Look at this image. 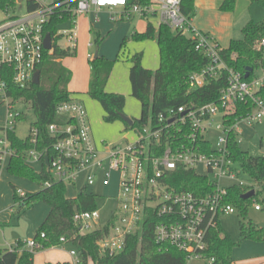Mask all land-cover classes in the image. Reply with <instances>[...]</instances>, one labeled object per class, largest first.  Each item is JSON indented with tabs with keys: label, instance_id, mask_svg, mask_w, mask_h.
<instances>
[{
	"label": "built area",
	"instance_id": "1",
	"mask_svg": "<svg viewBox=\"0 0 264 264\" xmlns=\"http://www.w3.org/2000/svg\"><path fill=\"white\" fill-rule=\"evenodd\" d=\"M27 0H23L21 3ZM40 7L26 16L18 17L6 10L7 18L0 23V66L14 69V84L27 88L33 83L44 55L43 25L56 9L68 6L74 15L85 14L92 8L96 10L120 9L126 19L139 16L143 19H158L159 25H165L174 32L190 37L196 50L203 53L209 64L201 72L189 77L192 89L204 87L226 74V86L220 91V99L204 105H185L162 115L157 123L150 121L142 132L136 133L134 142L110 145L106 142L99 147L92 135L89 116L84 104L71 99L57 107L59 117L65 122L53 123L48 133L54 138L52 146L42 149L40 131L30 126L28 139L32 148L25 154L29 165L42 171L46 168L53 175L44 187H50L55 181L75 185L80 175L90 170L84 188L109 186L111 175L120 174L116 207L109 219V232L97 242L102 253L114 256L123 252L128 237L142 230L147 220L158 219L156 241L170 244L191 258L207 260L214 264V258H206L207 235L217 229L224 216L238 212L227 203L229 189L238 185L251 187L246 182L241 165L234 159L230 145L232 137L241 142V124L250 126L264 121V101L257 96L264 78L248 82L243 75L229 68L222 47L214 37L193 27V19L185 15L183 0H34ZM71 1L77 5L70 8ZM20 4L17 0V5ZM67 38L70 47L76 48L75 29L60 30ZM264 48V39L260 42ZM7 84L0 74V103L7 104L6 122L0 126V166L9 163L16 150L8 138V133L16 131L21 111L12 104ZM239 105H251L252 111L245 117L230 123V115ZM219 134L216 142L212 135ZM37 166H39L37 168ZM194 171L198 176L210 179L212 192L199 196L191 192H178L168 182L169 176L178 169ZM226 179L235 182L230 187H221L220 181ZM68 187V186H67ZM21 195L25 192L19 191ZM255 210L262 211L261 204L255 203ZM100 220L99 211H76L74 222L81 234L96 229ZM45 238V235L42 234ZM66 242L64 238L61 239ZM31 250L43 248L35 239L25 242ZM11 247L13 250L17 248ZM77 257V251H71ZM76 262V260L74 261Z\"/></svg>",
	"mask_w": 264,
	"mask_h": 264
},
{
	"label": "trees",
	"instance_id": "2",
	"mask_svg": "<svg viewBox=\"0 0 264 264\" xmlns=\"http://www.w3.org/2000/svg\"><path fill=\"white\" fill-rule=\"evenodd\" d=\"M251 2L264 8V0H251ZM195 3L196 0H183L182 5L184 14L192 19L196 14ZM236 3L237 0H223L220 9L223 12H235ZM16 5L17 0H0V11H6ZM69 5L72 9L77 3L71 1ZM26 6L28 12L36 11L40 7L34 0H27ZM67 8L68 6H63L56 9L43 25V35L46 37L49 34L52 37L53 50L44 51L42 63L38 67L41 72L39 85L31 83L27 88L21 89L14 84V69L0 66V74L7 84L6 91L12 104L24 102L31 107L36 116L31 127L40 131L39 149L45 145L52 146L54 138L49 135L48 127L53 123L66 121L65 117L58 116L57 107L73 99V93L69 91L73 74L63 65V60L75 56L77 49L59 45L61 39L65 38L59 33L60 27L64 24H68L69 29L76 27L77 17L72 10H66ZM242 34V39L233 40L228 48H222V55L228 67L240 72L244 78L247 70L252 69L250 77L245 78L248 82H252L258 79L256 71H264V48H257V44L264 39V21L259 23L251 21L243 28ZM132 38L136 41L156 40L160 49V66L155 71L145 68L142 63V53L130 59L132 96L141 103L142 114L140 119H133L132 126L124 122L125 130L140 133L150 121L157 123L160 116L168 115L171 110L191 104L204 105L220 99V91L226 86V74L204 87L198 89L190 87V75L201 72L209 64V59L196 50L195 43L190 37L174 32L165 25H159L156 28L152 23H148L144 33H135ZM90 63L92 79L88 95L103 107L106 123L122 121L121 115L125 114L126 97L120 93H109L106 89L115 61L107 60L99 55ZM257 96L264 101V83ZM251 111V105L237 106L230 115V123L247 116ZM26 119V114L21 111L18 122L21 123ZM8 138L17 153L8 163L9 174L27 179L42 187L38 192H25L24 195H21L15 186L13 187L15 204L19 206L20 214L41 202L50 205L52 209L34 238L43 248L31 250L26 247L25 242L18 241L17 248L13 250L0 248V264H35L36 252L65 244H72L76 249V262L49 264L188 263V253L170 244H161L156 241L155 230L160 223L158 219L147 220L141 231L128 237L126 248L120 254L110 256L102 253L97 242L109 232V225L91 233L81 234L74 222L76 211L98 210V196L84 188L76 197H69L68 187L60 181H55L50 187H44L52 180L53 175L46 168L40 171L27 163L24 154L33 147L28 137L22 139L16 131H11L8 133ZM230 148L234 159L256 187L232 186L229 189L227 203L235 206L242 215L246 214L248 205L253 203L261 204L264 211V155L254 157L243 151L236 136L232 137ZM169 178V184L178 192H191L204 196L213 189L209 178L198 176L191 170L178 169ZM251 190H256V195L248 200L243 199V196ZM240 226L242 235L238 243L233 241L221 225L209 231L206 240L208 245L205 251L206 258H214V264H234L232 251L242 241L251 239L264 243V228L252 222L249 225L241 222ZM62 238L66 240L65 243L61 241Z\"/></svg>",
	"mask_w": 264,
	"mask_h": 264
},
{
	"label": "rangeland",
	"instance_id": "3",
	"mask_svg": "<svg viewBox=\"0 0 264 264\" xmlns=\"http://www.w3.org/2000/svg\"><path fill=\"white\" fill-rule=\"evenodd\" d=\"M51 0H44L45 3H49ZM95 8H92L90 12L78 15L76 20V49L77 53L75 56L66 59V65L72 70L75 76V82L71 85V89L78 90L80 92H86V87L88 81L90 82V77H92L91 70V61L94 60L97 54H99L102 58H105L110 61H115L114 73L111 77V80L114 85H118L121 87L128 86L130 87L129 81V68H130V59L139 53L143 54V60L145 64L151 68L152 71H155L159 68V57L158 53L155 50L149 48V44L146 41H136L132 38V35L129 36V40L126 43H123L122 49L115 48V41L111 40L107 45L104 44V41H107V37H102L100 40L97 36V32L93 29L92 23V13ZM10 14L13 16L23 17L28 14L26 1L20 3L13 7L10 10ZM235 15L237 17V24L235 30V39H241L242 35V21L249 20L254 22H262L264 21V8L258 4H254L251 0H237L236 3V11ZM7 18L6 11H0V23ZM135 24L140 27H145L149 22L157 23L158 19L152 20H142L139 18H134ZM69 29L66 25H62L60 30ZM140 30L138 29V33ZM187 35L191 34L187 32ZM108 36V35H107ZM100 42V43H99ZM104 44V45H103ZM60 46L67 47L68 43L66 39H61L59 42ZM147 45V46H146ZM257 48L260 49V43L257 44ZM144 66V65H143ZM258 78H264V71L258 70L256 71ZM125 95V94H124ZM126 97V108L125 113L128 117L132 119H140L142 114V106L139 100L134 98L131 95H125ZM84 99L87 104V110L93 120V129L95 133V137L99 141H106L110 145L116 144H126L127 142L136 141L137 137L134 131L125 130V123L123 121H118V123L108 124L104 121L103 115V107L99 102H92L88 95L84 94ZM15 106H17V110L22 111L26 114L27 119L18 124L16 128V134L22 138L26 139L31 124L36 120V116L29 105H26L24 102H19ZM6 114H7V104L2 103L0 105V126H3L6 122ZM242 128V137L240 146L243 151L248 152L251 156L259 157L263 156V146H264V121L261 123L250 126L247 122H243L241 124ZM219 134L212 135V140L214 142L217 141ZM263 140V146L262 141ZM4 166V170H5ZM38 168V166H37ZM1 174L3 173V170ZM91 173L90 170L84 171L78 182L73 185L71 183H67L68 186V195L70 197L76 196L87 184L88 176ZM120 179V174L113 173L111 175V183L109 186L102 187L100 183L96 186L88 187L87 190L89 192H93L98 196V211L100 214V220L98 225H93V229L104 226L108 223L109 219L112 216V212L116 207V196L118 195V182ZM247 183L250 186L256 187V184L253 183L247 176L244 177ZM4 181L8 188L12 190V185L15 187L24 188L25 190H34L36 187L32 184H22L18 180H8L4 178ZM11 182V183H10ZM221 187H230L235 184V182L223 179L220 181ZM28 188V189H26ZM12 209L16 211L11 216V219L4 226L0 227V247L1 249L15 247L18 241L28 242L34 238L30 237L29 234V223L23 218L24 215L29 212L30 218L34 220L35 218L44 214L47 209L50 212L51 206L46 203H37L27 212L21 213L19 212L20 208L18 205H15V202L12 201ZM9 200V201H10ZM241 222L249 225L250 222L256 225H260L264 223V211H256L255 204L248 205V209L245 215H242L240 212H236L229 216H224L221 218L220 223L226 233H228L234 242L238 243L241 239ZM32 238V239H31ZM258 244V242L254 240H245L242 241L239 245H237L232 251V258L235 264H251V259L254 257L253 246L254 244ZM66 249H62L63 247H57L56 251H38L35 255V264H44L47 260H63L64 257H69L72 262H74L77 257L70 256V251L74 248L71 245L65 246ZM53 253V254H52ZM60 253V257L56 254ZM52 254V257L49 255ZM189 264H209L207 260H203L200 258H191Z\"/></svg>",
	"mask_w": 264,
	"mask_h": 264
},
{
	"label": "crops",
	"instance_id": "4",
	"mask_svg": "<svg viewBox=\"0 0 264 264\" xmlns=\"http://www.w3.org/2000/svg\"><path fill=\"white\" fill-rule=\"evenodd\" d=\"M222 2H223V0H196V3H195L196 14H195V17L193 18L192 24H193V27L196 28L197 30H200V31H203L205 33L210 34L212 37H214L216 39V41L220 44V46L223 49H226L230 46V44L233 40H240V39H235V30H236V24H237V17L235 15V12H223V11H221L220 6H221ZM122 14L123 13L120 9H116V10H109V9L96 10L95 9L94 12L92 13V16H93L92 19L93 20L91 23L93 29L97 32V36L99 37L100 40L102 39V37H107L106 38L107 41H104V44L107 45L111 40H114L115 41V48L117 47L119 49H122V47H123L122 45H123V43H125L126 39H128V40L130 39L129 38L130 35H132V37H133V35L135 33H138V29L140 30L139 32L144 33L146 31L147 25H148V24L146 25V28L140 27L139 25L135 24V22H133V21H134V18H139V19L144 20L143 18H141L139 16H134L131 19H126ZM146 20H152V19H146ZM250 22L251 21H249V20L242 21L241 27L244 28ZM149 23H152V22H149ZM152 24L156 28L159 27V21L157 23H152ZM64 25H66L67 27L70 28V26L68 24H64ZM243 28H242V30H243ZM62 30H67V29H62ZM64 39L67 40V38H64ZM146 42H148L147 44H149L150 49L157 51L158 57H159V66H160V49H159L157 41L156 40H146ZM67 43H68V46H70L68 40H67ZM64 48H66V47H64ZM66 59L63 60V65L72 72V70L66 65ZM142 63H143L145 68L151 70V68H149L145 64L144 60ZM130 68H131V64H130ZM130 68H129V73H128L129 74L128 75L129 81H130ZM113 73H114V70H113ZM113 73H112V75H113ZM72 74H73V72H72ZM112 75H111V77H112ZM111 77H110L109 82H108L107 87H106V89L109 93H120L123 95L125 94L128 96L129 95L132 96L131 82H130V87H129V83H128V86H125V88H124V87H121L118 85H114L112 80H111ZM91 79H92V77H90V82L88 81L89 84H87L86 92H84V93L80 92L78 90L71 89V85L76 81L74 74H73L72 81L69 84V91L73 93L72 97L74 99L81 101L84 104V106L86 107V109H87V104H86L85 99H84V94L88 95ZM88 97L90 98V100L92 102H96L89 95H88ZM87 112H88V110H87ZM103 113L105 114L104 110H103ZM88 116H89V122H90L91 129H92L93 138H94L96 144L99 147H101L102 143H104L106 141H99L96 139L94 129H93V120L91 119L89 112H88ZM103 118H104V115H103ZM116 123H118V122H116ZM261 142H262V146H263V140ZM263 150H264V146H263ZM5 166H6L5 170L3 169L4 166L2 167V169L4 170L2 174H1L2 169L0 171V227L4 226L3 224H5V222H7L11 219V216L13 213H16V211H13V209H12L13 208L12 202L10 200L12 198V201L15 202V197H14L15 195H14V188H13L15 185L11 184L12 190H10L8 188V186L6 185L4 178H6L8 180H11V179L18 180L22 184L28 183V184H32L36 187L34 190H29L28 188H26L28 190H25L24 188L16 187L21 192L35 193V192H38L42 189L41 186H39L38 184H36L34 182H31L27 179L19 178L16 176H12L8 172V163L5 164ZM77 194H76V196H77ZM76 196H74V197H76ZM29 212L30 211H28L24 215L23 218L30 224L29 230H28L29 234L31 235L30 237L35 238L37 231L39 230V228L42 226V224L44 223V221L46 220V218L50 214L51 209H50V212L47 209V211L44 214L35 218L34 220H32V218L28 217ZM253 244H254V246L252 249L253 250L252 253H254L253 254L254 257L250 260L251 264H264V243H258V244L253 243ZM69 245H71L73 247L72 244H65L61 247H63L62 249L65 250L66 249L65 246H69ZM5 249H9V248H5ZM56 249H57V247H54V248L47 249L45 251H56ZM73 250H76V249L73 248L71 251H73ZM71 251H70V256H72ZM52 254H50L49 257H52ZM56 254L59 257L61 256L60 253H56ZM59 262L60 263H64V262L73 263L72 260H70V258L66 256V257H64L63 260H59V259L58 260H54V259L53 260H47V262H45L44 264L59 263ZM234 264H235V262H234Z\"/></svg>",
	"mask_w": 264,
	"mask_h": 264
},
{
	"label": "water",
	"instance_id": "5",
	"mask_svg": "<svg viewBox=\"0 0 264 264\" xmlns=\"http://www.w3.org/2000/svg\"><path fill=\"white\" fill-rule=\"evenodd\" d=\"M23 0H18L19 3H21ZM44 48L46 51H52L53 50V42H52V37L51 35H46L45 39H44ZM99 56V54L96 55L95 58H97ZM252 69H248L247 73L245 75V78H249L251 75ZM40 77H41V72L38 70L36 71V73L34 74V78H33V83L35 85H39L40 84ZM121 119L123 122L127 123L128 125L132 126L134 121L132 118L128 117L126 114H122L121 115ZM264 153V150H263ZM256 195V190H251L250 192H248L247 194H245L243 196V199L248 200L253 198ZM261 228H264V223L259 225Z\"/></svg>",
	"mask_w": 264,
	"mask_h": 264
}]
</instances>
